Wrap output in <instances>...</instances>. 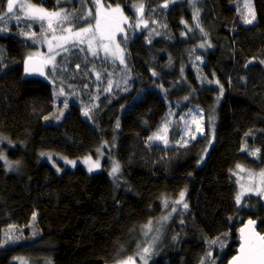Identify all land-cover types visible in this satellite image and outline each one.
Listing matches in <instances>:
<instances>
[{
	"label": "trees",
	"instance_id": "trees-1",
	"mask_svg": "<svg viewBox=\"0 0 264 264\" xmlns=\"http://www.w3.org/2000/svg\"><path fill=\"white\" fill-rule=\"evenodd\" d=\"M102 1L125 11L131 4L144 3L148 28L135 31L130 23L128 37L119 38L128 53L130 67L124 77L130 86L123 93L111 91L116 93H109L107 101L97 105L99 114L92 111L98 127L82 114L77 119L74 114L62 123L63 134L56 139L42 124L54 109L52 85L25 78L22 69L39 48L36 37L44 36L47 25L27 19L0 22V27L7 28L0 31V156L14 164L8 167L0 160V243L11 228L22 232L23 238H32L24 244L3 243L0 264H20L18 257L38 264H116L135 256L138 245L147 246L146 241L156 236L153 232L145 237L143 226L149 220L158 224L164 215V199L175 198L181 191H187L189 206L178 208L159 229L148 264H228L237 253L240 228L247 220L257 221L258 231L264 234V201L248 195L237 206L232 178L237 165L264 167V30H252L254 25L244 23L243 0H167V8L161 7L165 0ZM30 2L48 11L67 9L78 26L95 22L92 17L78 19L87 9L95 15L93 0ZM254 4L261 8L258 16L264 20V0H254ZM4 7L0 0V8ZM197 9L198 20L194 18ZM31 32L36 33L33 39L26 35ZM247 32L254 38L249 42L245 41ZM52 35L56 33L47 32L49 38ZM61 35L60 31L57 37ZM53 42L54 47L57 40ZM256 42L261 47H253ZM201 43L204 48L199 47ZM100 60L106 70L124 69L120 62L103 56ZM90 65L92 71L100 68L102 79L107 78L102 65L95 66L84 51L71 47L60 56L59 82L79 93L84 81L76 88L72 77ZM93 76L86 81V99L76 101L80 110L89 109L96 82ZM193 115L203 117L199 120L202 135L186 147L175 145V136L180 142L186 140L185 123L179 136L173 135L170 118L189 120ZM165 123L172 143L154 145L149 137ZM84 126L96 134L88 135ZM211 128L218 151L201 166ZM75 129L82 145L71 134ZM116 129L115 152L122 168L118 186L109 176L107 157L95 172L82 165L58 172L43 159L42 153L58 146L68 157L85 156L103 140H111ZM66 133L70 140L62 137ZM87 138L94 145H85ZM70 141L76 145H69ZM254 149L259 153L250 155ZM218 152L227 156L225 166L219 164ZM216 197L225 202L216 203ZM209 251L211 257H207Z\"/></svg>",
	"mask_w": 264,
	"mask_h": 264
},
{
	"label": "snow or ice",
	"instance_id": "snow-or-ice-1",
	"mask_svg": "<svg viewBox=\"0 0 264 264\" xmlns=\"http://www.w3.org/2000/svg\"><path fill=\"white\" fill-rule=\"evenodd\" d=\"M6 7L0 8V22H4L6 24L8 19H14L15 21L19 22L21 19H27L31 21H36L41 23L43 27L44 24L47 25V28L42 35H44L45 40L48 43L49 52H52L53 49V40L63 41V44H57L58 48H62L64 52H68L69 48L67 44H71L73 48H79L80 51H87L93 58L100 59L101 52L103 53V59L108 60L109 58L112 59L114 62L115 60H119L121 64H124V57H123V49L120 47L119 43L116 42V34L117 32L124 33V28L121 27L122 24L127 23L128 17L123 15V12L119 6L112 8L111 5L105 6L101 0H93L95 3V15L93 16V9H87L85 13L81 14L78 19L83 21H88L90 17L95 20V23H88L77 25L73 19V13H70L67 9H59L56 11H48L44 7H39L34 3H31L30 0H3ZM194 3V0H193ZM134 12L139 15V19L136 21L135 27L139 28L141 24L145 28H148V20L144 17V4L141 3H134L132 5ZM163 8L168 7V2H165L161 5ZM194 18L198 20L199 18V10L197 9L194 12ZM255 20L254 13H250L244 17V23L252 24ZM102 21L105 22V26H102ZM155 22V21H153ZM186 23V22H185ZM54 24L56 25L54 27ZM132 27V25H129ZM187 27V24H186ZM196 27L199 28V23L196 24ZM59 29L62 33L60 37L52 35L51 38L47 36V32L51 31L55 33ZM203 32V29H200ZM0 31H7L6 27H0ZM154 31V29L152 30ZM191 31V28H189ZM29 39H33L36 36L35 32L27 33ZM126 39V34L124 36ZM150 42V41H149ZM207 43V42H205ZM205 43H201L199 45L200 48L205 47ZM83 45L84 47H79ZM208 47H211L210 43H207ZM60 53L57 52L54 55L47 57L44 60V63H52L53 64V71H55V55H59ZM36 55H42L40 53H34L27 57L25 61V72H32L34 69L30 62L32 61L33 57ZM197 60H200V57H196ZM251 63V61H249ZM264 63V61H261ZM247 66V65H245ZM77 67H79L77 65ZM41 75L43 72L41 71ZM153 76L156 75L155 72L152 73ZM99 73H97V79H99ZM208 83H216L219 84L218 80H209ZM112 88V81L109 80L107 82V90H111ZM221 95L223 94V88H220ZM59 94H63V89L60 90ZM187 99V97H185ZM219 99V97H218ZM63 107L67 108L68 104L67 101L63 103ZM63 115V112L60 113ZM84 115H88V111L85 110ZM191 115V112L189 113ZM48 119V117H45ZM181 120H184V117H180ZM202 119V117H201ZM191 123L196 124V128L192 129L188 125ZM117 127H119V122H117ZM194 131H202L200 127V121L197 119L195 115L192 116L191 121H185V128H184V135L188 136L191 135L192 139H195V135L193 134ZM167 132H168V125L165 123L162 128H160L157 132L153 133L152 136L149 137V141H162L165 146L168 144L167 139ZM250 134V133H249ZM181 146H187V141L178 142ZM247 146L245 145V149ZM259 153V149L252 150L249 154L250 155H257ZM42 155H46L43 154ZM51 159V157H49ZM5 159V157L0 156V160ZM64 159L66 164H71L75 166V161L68 160L67 158ZM85 163L89 164V172L93 171L94 169H98L100 167L99 160L93 161L91 157H87L84 161ZM202 162V161H201ZM237 169L243 172L245 169L237 165ZM58 172L61 171L60 168L56 169ZM120 164L118 162H114L111 168L110 175L116 180L117 186L120 182ZM233 175H237V173H233ZM258 175V182L255 186L253 185V180L255 179L251 174L249 175V186L245 188L243 184L240 185L241 191L237 193L235 196L236 205L239 206L242 203V197L246 193H250L256 196H260L264 198V171H261ZM239 183V181H237ZM173 205L182 206L183 209L188 208V204L185 202V192L181 191L177 199L171 202ZM163 206L167 210V214L163 215L159 218L158 223L163 226V224L170 218L171 214L177 212V207L172 206L169 207V201L165 198L163 201ZM35 217H33L34 219ZM183 223V220H181ZM255 221L249 219L247 224L244 228L240 229L242 239L244 240V245L241 247L240 252L241 254L237 257H234L231 264H264V235L255 231ZM15 227V226H13ZM156 232V236H152L151 240L146 241L147 246L138 245L137 252L135 256H128L127 258H122L116 261V264H136V257H139L140 260L143 261V264H147V257L151 253L153 245L155 241L158 239L159 229L154 227L153 221L149 220L143 226V233L145 237H148L151 233ZM12 239L11 230H6L4 233V241L3 243H8ZM175 239V237H173ZM3 243H0V247L3 246ZM210 243L214 244L216 241H210ZM212 253L209 251L207 253V257H211ZM206 257V259H207ZM203 264V262H202Z\"/></svg>",
	"mask_w": 264,
	"mask_h": 264
},
{
	"label": "rangeland",
	"instance_id": "rangeland-1",
	"mask_svg": "<svg viewBox=\"0 0 264 264\" xmlns=\"http://www.w3.org/2000/svg\"><path fill=\"white\" fill-rule=\"evenodd\" d=\"M101 2L104 4V2L102 0H101ZM138 3H141V2H136V4H138ZM94 5H95V3H94ZM256 5L254 4V0H243V2H242V7H243L242 8V12H243L244 17L246 15H249L250 13H254V15H255V20L253 21L252 24H246V23L245 24L247 26L254 25L255 27H253L252 30L257 29V28H259L260 30H264V20L260 17V15L258 16V13L260 14V12H261V8L259 6L257 7ZM39 7H42V6H39ZM95 7H96V5H95ZM111 7L115 8L117 6H111ZM119 7L121 8V10L123 12V15L128 17V21H127V23H124V24L121 25V27H123L124 30H125L124 33L117 32L116 37L120 33V34H122L123 37L126 34V38H127L128 35H129V30H130V27H129L130 23H133V27H134L135 31H138L139 29H141L143 27V24H141L139 28L135 27L136 21L140 17H139V15L137 13L134 12L132 4L128 8H126V11L124 10V8H122V6L119 5ZM144 17L147 19V15L144 14ZM102 26H105V22L104 21H102ZM55 33H56V36H57L60 33L59 29H57V31ZM245 37H246L245 38L246 42H249L250 40L254 39L252 37V33L251 32H247L245 34ZM36 38H37V45H38L39 48L36 49L32 54L40 53L42 55H36V56H39V57L43 58V60H45V59H47V57H49L51 55H54L57 52L60 53L59 55H55V64H56L55 65V71H53V64L52 63H45L46 66H47V70H46L47 76H49V78L51 77V80L55 81L57 83H55V82H53V84L51 83L52 87H53V94H54V99H55L54 100V105H53L54 109H53V112H52L53 114L51 113L50 115L46 116V117H48V119H45V118L42 119V121L44 120V123H46L48 125V127H49L48 128V132H50L52 137H54V139H56L58 137V134H60V133L63 134L61 132L62 131V123H59L56 117H61V118H65L66 117V119H67L68 117L71 118L72 115L74 116V114H75L76 115V119H77L78 115L81 114V110L78 108V105H77L76 101H80L82 98L86 99L85 90L88 89V87L83 86L80 89V91L78 90L79 93H76V92L71 91L70 89H68L66 87L67 85L64 84V82L62 84L61 80L59 82V77L57 76L58 75L57 68H58V62H59L60 56H61L62 53H64V51L62 50V48L59 49L57 47V44H63L64 43L63 41L57 40V42H55V46L52 49V52H49L48 43L45 40V37L44 36H37ZM116 42L119 43L120 47L123 49V57H124L125 63L121 64V65H122V67L124 69L121 72H115V71H118V70L109 69L108 70V76H107V78H104V79L101 78V71L98 72L99 73V77H100L99 79H97V73H96L93 76V79L96 82H95L94 88H92L93 92L91 94V102H90V105H89V109H87V108L83 109L84 112H85V110L88 111V116L89 117H86V119L89 121V123L91 125L93 124L96 127H98V125L93 123V112L99 114L98 110H97V105H99V103H101V102H106L107 100H104V99L107 98V96L109 95V93H111V91L117 89L118 91H116V92L123 93V92L126 91L127 87L130 86L129 82H126V81H128V79L124 77V74L126 72H128L129 67H130V65L128 63V53H127L126 48L123 47L120 44L119 38L118 39L116 38ZM52 43H54V42L52 41ZM79 47H84V46L81 45ZM253 47H261V46H260V44H258L256 42V43L253 44ZM70 49H71V47L69 48V50ZM84 52H85L86 56H89L90 59L93 58L90 55L89 52H87V51H84ZM102 54L103 53L101 52L100 55L102 56ZM109 59L112 61L111 58H109ZM114 62L117 63V62H119V60L117 59ZM94 64L96 65V63H94ZM100 65H102L103 68L106 69L105 64H100ZM109 80L112 81L111 90H107V82ZM58 85H59V87H58ZM69 85L71 87L73 86L72 83H69ZM61 89H63V94H59ZM116 92H112L111 94L114 95ZM65 101H67V104H68L67 108L63 107V103ZM71 107H72V109H71ZM70 109H71V111H70ZM61 112H63L62 116L60 115ZM169 116L170 115L168 114L167 117H169ZM35 117H37V116H33V118H35ZM196 117L201 122L203 121L202 115H199V116L196 115ZM201 117H202V119H201ZM191 118L192 117H190L189 120H187L185 118H184V120H181L180 118L175 119V118L171 117L170 118V123L172 124L173 135L176 134V135L179 136V134H178L179 128L185 123V121H191ZM37 119L38 118H36V120ZM163 122H165V121H163ZM188 126L190 128H192V129L196 128V124L195 123H191ZM200 127L202 129L201 124H200ZM84 130L87 131L88 135H90V134L94 135V133H95L92 129H90V128L86 127V126H84ZM202 131H194L193 132V134L195 135V139L199 135H202ZM182 133H184V130H183ZM71 134L76 139L77 145H82V143L78 140V134H80L79 129L72 130ZM62 137L67 139L68 138L67 133L65 134V136L63 135ZM182 138H183V136H182ZM68 139L70 140V138H68ZM167 139H168V144L167 145H171L172 141L169 140V129H168V132H167ZM117 140H118V130L116 129V133H115V135L113 136V138L111 140H103L99 147L95 148L92 153L85 154V156L80 157V156H77V154H73L71 157H68L67 155H65V154L60 152L63 149V147L58 146L57 149H53L50 152H45L44 154H46V155H43V159L45 161H50V163L56 169L60 168L61 170H63V169L67 168V169L73 170L76 166L82 165V167L85 168L89 172V170H88L89 164L85 163L84 161H85V159L87 157H91L93 161L99 160V163H100V167L98 169H94L93 171H91V172H95V171H99V169L102 167L103 161L107 157V158L110 159L109 169H108L109 176L111 177V179L114 182H116V180H114V178L110 175V172H111V168L113 166V163L114 162H118L119 163L117 152H115V146H116ZM193 140L194 139H192L191 135L186 136V140L185 141H187V145H188V143H190ZM178 142H180V137H176L175 136V142H174L175 145H178L177 144ZM68 144L71 145V146H75L76 145L75 143L73 144L72 141H70ZM153 144L154 145L155 144L164 145V143L162 141H153ZM216 144H217V136L215 135V130L213 128H211L210 129V137H209V139L206 142L205 151H204V154L202 155L203 158L201 160L202 161L201 162V166H204L205 164L207 165V162L205 161L206 157H211V155L213 153L218 151L215 148L217 146ZM85 145H94V144L92 143V141L89 138H87L86 141H85ZM9 147H12V144H10ZM220 154L221 153L218 152L217 155H220ZM3 157H5V156H3ZM49 157H51V159ZM62 158H67L68 160L75 161L76 162L75 166H73L71 164H66L64 162V159H62ZM2 161L8 167H12V165H14L13 163H11L9 161V159L7 157H5V159H2ZM228 162H229V160H228L227 156L225 154H221L220 155L219 164L221 166H225ZM242 167L245 169V171H243V172L239 171V169H237V167L232 171V178H233L234 185L236 187L235 196L237 195L238 192L241 191V188H240L241 184H243L245 186V188H247L249 186V175L250 174L255 178L253 180V185H252V186H255L256 183L258 182V175L257 174H259L261 171H264V167L257 168V169H248V168H246L244 166H242ZM234 172L237 173V175H233ZM121 173H122V168H121V165H120L119 176H121ZM237 181H239V183ZM202 182H204V184H205L206 183V179H202ZM203 186H199V189L202 190ZM184 192H185V202L188 204L187 197H186L187 191H184ZM248 195H253V194L246 193L245 195H243L242 202ZM178 196L175 197V198H167V200L169 201V207L175 206V207H177V209L178 208H182V206L173 205L171 203L172 201L177 199ZM254 196H256V195H254ZM256 197H259V199L264 201V198H262L260 196H256ZM223 200H220L217 197L214 199V201L216 203H218V204L224 203L225 199H223ZM166 214H167V210L164 208V215H166ZM174 215H175V213L171 214L170 218H172ZM153 224H154V227L158 228V229H161L163 227L159 223L158 224L153 223ZM9 230H11L12 239L7 243L8 245H10V244H12V245H14V244H24V243H28V242L32 241V238H28V239L23 238V233L22 232H17L16 233L15 232L16 230H13V228H11ZM156 235H157V233H156ZM159 235L160 234L158 233V238H159ZM17 260H18V262H20V264H38L35 261H33L32 259H29L27 257H22V258L18 257ZM148 262H149V255L147 257V264H148ZM136 264H143V261L140 260L139 257H136Z\"/></svg>",
	"mask_w": 264,
	"mask_h": 264
},
{
	"label": "water",
	"instance_id": "water-1",
	"mask_svg": "<svg viewBox=\"0 0 264 264\" xmlns=\"http://www.w3.org/2000/svg\"><path fill=\"white\" fill-rule=\"evenodd\" d=\"M27 60V59H26ZM25 60V61H26ZM25 61H24V63H23V75H24V77L25 78H27V79H39V80H42V81H44V82H47V83H49L50 82V80H49V78H48V76H47V73H46V67H45V64H44V62H43V60L41 59V58H39V57H37V56H34L33 57V59H32V61L30 62V64H31V66L34 68V69H36V70H34V71H32V72H25ZM41 71L43 72V75H41ZM253 220V219H252ZM248 221V220H247ZM247 221L242 225V227L241 228H244L245 226H246V224H247ZM255 221V220H254ZM256 223H255V231L256 232H258V233H260L259 231H258V222L257 221H255ZM240 228V229H241ZM261 234V233H260ZM261 235H264V234H261ZM239 239H240V241H239V247H238V250H237V253L235 254V256L234 257H237V256H239L240 254H241V252H240V249H241V247L244 245V240L242 239V236H241V232H239ZM233 257V258H234ZM233 258L232 259H230V261L228 262V264H231V262H232V260H233Z\"/></svg>",
	"mask_w": 264,
	"mask_h": 264
},
{
	"label": "bare ground",
	"instance_id": "bare-ground-1",
	"mask_svg": "<svg viewBox=\"0 0 264 264\" xmlns=\"http://www.w3.org/2000/svg\"><path fill=\"white\" fill-rule=\"evenodd\" d=\"M4 6H5V4H4ZM6 7V6H5ZM51 114V113H50ZM53 114V113H52ZM81 114L83 115V117L85 118V120H87L86 119V117H89L88 115L87 116H85L84 115V111L83 110H81ZM68 115V114H67ZM46 117V116H45ZM45 117H43V118H45ZM57 118V120H58V122L59 123H63L64 121H65V119H66V117L65 118H61V117H56ZM42 124H43V127H48V125L46 124V123H44V120L42 121ZM37 238H39V236L37 237V236H35V240L37 239Z\"/></svg>",
	"mask_w": 264,
	"mask_h": 264
},
{
	"label": "flooded vegetation",
	"instance_id": "flooded-vegetation-1",
	"mask_svg": "<svg viewBox=\"0 0 264 264\" xmlns=\"http://www.w3.org/2000/svg\"><path fill=\"white\" fill-rule=\"evenodd\" d=\"M121 35H122V34H120V33H119V34L117 35V37H116V38H117V39H118V38H120V37H121ZM69 45H71V44H70V43H69V44H67V47H68ZM71 46H72V45H71ZM102 56H103V54H102ZM90 73H91V72H89V71H88V72H87V74H86V75H84V77H83V78H88V77L90 76ZM78 79H81V77L79 76V77H78Z\"/></svg>",
	"mask_w": 264,
	"mask_h": 264
}]
</instances>
